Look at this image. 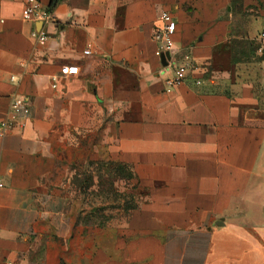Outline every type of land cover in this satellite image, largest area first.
Masks as SVG:
<instances>
[{"label":"crops","instance_id":"obj_1","mask_svg":"<svg viewBox=\"0 0 264 264\" xmlns=\"http://www.w3.org/2000/svg\"><path fill=\"white\" fill-rule=\"evenodd\" d=\"M40 1L47 23L0 0V264H264V0ZM162 11L175 22L165 64ZM79 136L140 180L123 221L73 222L58 157Z\"/></svg>","mask_w":264,"mask_h":264},{"label":"rangeland","instance_id":"obj_2","mask_svg":"<svg viewBox=\"0 0 264 264\" xmlns=\"http://www.w3.org/2000/svg\"><path fill=\"white\" fill-rule=\"evenodd\" d=\"M240 0H231L239 10ZM109 146L93 136L71 138L58 157L61 174L70 189L73 222L88 227L107 226L123 221L128 212L145 198V190L129 166L115 160Z\"/></svg>","mask_w":264,"mask_h":264},{"label":"built area","instance_id":"obj_3","mask_svg":"<svg viewBox=\"0 0 264 264\" xmlns=\"http://www.w3.org/2000/svg\"><path fill=\"white\" fill-rule=\"evenodd\" d=\"M23 17L29 21H39L42 23H47L52 20L51 9L42 6L40 0H26L25 8L23 11ZM160 25L155 30L154 39L156 41L157 47L154 54L161 58L165 53H169L173 48V41L171 34L175 29V22L173 21L171 15L167 11H162L159 16ZM32 35L37 39L39 43H44L46 39V33L41 30H35ZM259 40V51L264 50V29H262L258 34ZM84 55H90L91 49L87 46L83 50ZM172 66V65H171ZM195 66L190 63H184L180 65L172 66L171 76L164 79V84L166 87H173L180 84L186 76L188 69L194 68ZM76 66L74 65H64L60 68L61 73L64 74H74L76 72ZM28 115V106L23 98L15 97L11 101L9 118L11 120H16L18 125H22V119ZM5 125V124H3ZM6 264H12V262H7Z\"/></svg>","mask_w":264,"mask_h":264},{"label":"water","instance_id":"obj_4","mask_svg":"<svg viewBox=\"0 0 264 264\" xmlns=\"http://www.w3.org/2000/svg\"><path fill=\"white\" fill-rule=\"evenodd\" d=\"M169 57V53H165L164 55L161 56V63L162 64H165L166 61H165V58H168ZM221 223V222H220Z\"/></svg>","mask_w":264,"mask_h":264}]
</instances>
